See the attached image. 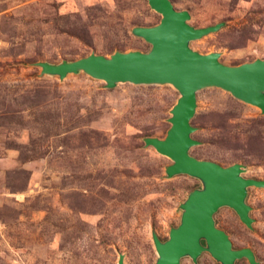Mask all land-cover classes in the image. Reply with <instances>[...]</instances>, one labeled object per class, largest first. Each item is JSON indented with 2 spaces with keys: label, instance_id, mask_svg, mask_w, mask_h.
<instances>
[{
  "label": "rangeland",
  "instance_id": "rangeland-1",
  "mask_svg": "<svg viewBox=\"0 0 264 264\" xmlns=\"http://www.w3.org/2000/svg\"><path fill=\"white\" fill-rule=\"evenodd\" d=\"M188 24L223 27L190 42L218 53L226 66L264 59V0H170ZM161 15L146 0H0V264H156L161 241L180 223L187 175L167 178L172 161L143 139H164L179 93L171 85L105 83L84 73L60 80L37 62L59 64L90 54L146 53L135 27ZM189 154L264 181V114L207 88L196 95ZM248 229L235 212L213 216L234 249L249 248L264 264V188L245 199ZM220 264L208 253L194 263ZM235 264H248L245 259Z\"/></svg>",
  "mask_w": 264,
  "mask_h": 264
},
{
  "label": "water",
  "instance_id": "water-1",
  "mask_svg": "<svg viewBox=\"0 0 264 264\" xmlns=\"http://www.w3.org/2000/svg\"><path fill=\"white\" fill-rule=\"evenodd\" d=\"M149 7L161 15L153 27H135L134 37L150 44L148 52H115L109 57L90 54L74 61L59 64L37 62L40 75L58 77L84 73L103 81L107 89L119 83L133 85H171L179 98L170 111V127L164 139L146 137V147L168 157L167 178L187 175L198 179L201 188L191 191L180 204V223L171 228L168 239L161 241L152 233L157 253L156 264H180L189 257L194 263L202 253H208L220 264H235L245 259L248 264H260L249 248L234 249L228 235L215 226L214 214L223 207L232 209L239 220L251 229L253 220L246 204L248 188H264V181L242 176L240 164L223 167L215 162L198 160L189 150L199 145L191 135V125L196 108V95L207 88H217L229 93L243 103L255 106L264 114V59L226 66L219 61L218 53L200 54L189 44L223 27L218 23L204 28L188 24L187 11H177L170 0H146ZM117 264H124L120 255Z\"/></svg>",
  "mask_w": 264,
  "mask_h": 264
}]
</instances>
